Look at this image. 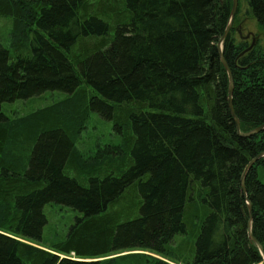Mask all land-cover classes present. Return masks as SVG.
<instances>
[{
    "label": "trees",
    "instance_id": "obj_1",
    "mask_svg": "<svg viewBox=\"0 0 264 264\" xmlns=\"http://www.w3.org/2000/svg\"><path fill=\"white\" fill-rule=\"evenodd\" d=\"M241 2L223 48L238 131L218 49L233 0H0V264H171L140 251L169 259L189 228L184 264H264L247 201L264 249V156L242 184L264 153V128L243 135L264 125V44L240 55ZM245 2L264 38V0ZM92 112L117 137L94 154ZM49 203L76 216L43 248Z\"/></svg>",
    "mask_w": 264,
    "mask_h": 264
},
{
    "label": "rangeland",
    "instance_id": "obj_2",
    "mask_svg": "<svg viewBox=\"0 0 264 264\" xmlns=\"http://www.w3.org/2000/svg\"><path fill=\"white\" fill-rule=\"evenodd\" d=\"M242 11L239 14L240 21L243 22L244 32L251 33L254 35L261 44H264L263 31L258 24L257 20L247 13V3L242 0ZM234 23V22H233ZM13 29V19L11 16H0V43L9 46L10 36ZM229 34V33H228ZM251 36L249 38H251ZM236 37H238L236 35ZM52 93L48 92L45 96L46 99L50 100ZM28 106L22 100H16L14 102L4 103L3 110L8 114V116L20 115L22 113L28 112ZM82 138V139H81ZM81 143L84 148H89L92 154L98 149L97 145H104L111 143V141H116V133L114 131V123L112 120L105 119L99 113L92 112L87 121V127L83 130L81 136ZM88 151V152H89ZM258 177L261 182L264 183V166H259L257 168ZM71 175H75L73 171ZM202 211V209H201ZM203 212V211H202ZM45 213L48 218V222L44 227L43 244H35L37 246L45 248V244L49 245L56 236L60 237L67 234L70 226L75 221L76 212L71 208L58 204L49 203L45 207ZM202 220L204 218V212L200 215ZM187 220V219H186ZM195 242L196 237L193 235L191 228H189V233L187 235L179 234L175 237V244H172L174 254L172 257L164 258L158 254L149 253L147 251H140L142 253H147L154 257L168 261L171 264H184L186 262L192 261L195 254ZM138 252V251H135ZM127 252L121 253L125 254ZM120 254V255H121ZM64 256V255H63ZM73 259L79 260L74 253L70 254ZM117 255L107 256L104 259L112 258ZM178 260V261H176Z\"/></svg>",
    "mask_w": 264,
    "mask_h": 264
},
{
    "label": "water",
    "instance_id": "obj_3",
    "mask_svg": "<svg viewBox=\"0 0 264 264\" xmlns=\"http://www.w3.org/2000/svg\"><path fill=\"white\" fill-rule=\"evenodd\" d=\"M238 7H239V0H233V7H232V12H231V18H230V22H229V25L227 26L224 34L222 35V37L220 38L219 42H218V49H219V52H220V57H221V60L224 64V66L226 67L227 69V72H228V76H229V92H228V101H229V106H230V110H231V113L235 119V122H236V125H237V128H238V131H240V121H239V118L237 117V114L235 112V108H234V104H233V94H234V88H235V82H234V76H233V72L230 68V65L228 64L226 58L224 57V54H223V47H224V41L228 35V33L230 32L231 30V27H232V24H233V21H234V18L237 14V11H238ZM240 36L242 35V31L241 30H238ZM251 36V33L247 34L245 37L246 38H249ZM252 42L251 44L249 45L248 48H246L240 55H244L245 53H247L248 51H250L256 44V38L254 36H252ZM264 128V125L260 126L259 128L255 129V130H252L250 131L249 133L247 134H243L245 136H250L252 135L253 133L255 132H258L260 130H262ZM264 156V153H261L259 154L255 159H253L249 165L246 167L245 171H244V174H243V179H242V184H243V190L246 194V186H245V178H246V174L248 173V171L250 170V168L254 165V163L261 157ZM248 201V204H249V209H250V220H249V230H248V233H249V237L250 239H252V241H254L258 247L260 248L263 256H264V249L262 247V245L255 239L253 233H252V230H251V223H252V219H253V209H252V205L250 203V201L247 199Z\"/></svg>",
    "mask_w": 264,
    "mask_h": 264
},
{
    "label": "flooded vegetation",
    "instance_id": "obj_4",
    "mask_svg": "<svg viewBox=\"0 0 264 264\" xmlns=\"http://www.w3.org/2000/svg\"><path fill=\"white\" fill-rule=\"evenodd\" d=\"M235 30H236V32H237V34H238V30H241L242 31V35H241V38L242 39H244V40H248V41H252V37L251 38H246L245 36L247 35V34H249V33H246L245 34V32H244V27H243V22L242 21H239L238 22V24H236V26H235Z\"/></svg>",
    "mask_w": 264,
    "mask_h": 264
},
{
    "label": "bare ground",
    "instance_id": "obj_5",
    "mask_svg": "<svg viewBox=\"0 0 264 264\" xmlns=\"http://www.w3.org/2000/svg\"><path fill=\"white\" fill-rule=\"evenodd\" d=\"M235 19V18H234ZM234 22V21H233ZM229 25V24H228ZM232 26H233V24H232ZM232 28V27H231ZM224 48V47H223ZM248 225H249V223H248ZM263 258H264V256H263Z\"/></svg>",
    "mask_w": 264,
    "mask_h": 264
}]
</instances>
